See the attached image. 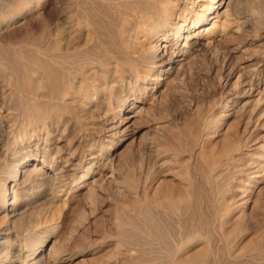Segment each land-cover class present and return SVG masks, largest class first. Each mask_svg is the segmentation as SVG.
Returning <instances> with one entry per match:
<instances>
[{"label": "rangeland", "instance_id": "rangeland-1", "mask_svg": "<svg viewBox=\"0 0 264 264\" xmlns=\"http://www.w3.org/2000/svg\"><path fill=\"white\" fill-rule=\"evenodd\" d=\"M232 1L223 29L179 46L178 25L204 0H170L166 52L152 56L162 40L152 35L134 45L155 61L141 79L116 80L111 62L95 67L86 91L71 72L74 97L51 99L35 126L21 82L35 78V97L49 101L55 82L39 89L46 75L31 73L30 51H73L86 30L75 1L0 0V188L11 182L7 205L23 210H4L0 195V239L37 219L67 241L58 264H264V174L253 177L264 168V0ZM28 158L38 172L26 180L18 167Z\"/></svg>", "mask_w": 264, "mask_h": 264}, {"label": "bare ground", "instance_id": "bare-ground-1", "mask_svg": "<svg viewBox=\"0 0 264 264\" xmlns=\"http://www.w3.org/2000/svg\"><path fill=\"white\" fill-rule=\"evenodd\" d=\"M34 1L35 0H29V2H34ZM72 1L73 2L75 1V5H77L78 7V10L76 12L77 14H75V16L77 17V19H75L77 30L78 31H82L83 29L86 30L87 39L85 43H83L84 45H81L83 47H81L79 44H78L79 46L76 44L75 47H73V49L75 48L73 51L72 50L69 51L65 49L64 52H59L56 54L53 50L50 51L53 53H50L46 50L44 52L43 50L41 54L40 53L41 50L35 48L33 51H30L31 54L29 53L30 54L29 56L31 57L30 60L34 63V66L31 63L33 68L30 69L34 70L31 71V73L37 71L39 72L40 70L46 75V77H44L45 79H41V81H38L40 82L39 89L41 90V88H46V86L49 85L46 79L48 78L50 80L51 76L53 79L50 80V82L52 81L51 83L49 82L50 85H52V83L55 82L52 86H50L52 87V94H50V96L51 95L53 96L49 98L50 101L48 100V98L45 99L43 97L42 98L44 100H41L42 99L40 98L41 96L39 97L40 99L38 97L37 98L35 97L36 95H38V90L37 93L35 92L36 94L33 93L35 91L33 89L34 85L38 86V83L35 84L36 83L35 78L34 80L32 78V80L21 82L22 87H20V89L21 88L24 89L23 90L24 93L25 92L26 93L30 92V94L33 93L34 95L33 97H35L34 99H31L33 98L31 96L32 94L31 95L29 94L26 95V93L23 94L26 96L25 97L26 99L30 98L31 100L29 103L30 105L29 108L30 110L32 109L33 112L32 111L31 112L33 114L32 113L31 114L34 116L30 117L29 122H31L35 126H39L40 121L46 118L45 116L46 115L48 116L49 112L51 113L50 110L52 109L51 108L53 105L52 102L54 100L57 101L58 99H60L62 100L61 102H63L62 104H67L68 102L66 103L65 96L70 95L71 97H74L73 92H77V91L73 89L74 87L72 88L71 81L76 79L75 77L76 73L82 75L81 84H85L84 88H86V91L89 90L87 89L88 81H89L88 79H90L88 77H91L92 73L94 74L95 67L101 68L106 71L108 68H110L111 62H113L112 65L113 67H115V71H113V73L110 72V74H112L111 76H113V78H115L116 80L117 78H119V80L126 79L127 76L129 77L132 76L135 78V80H139L142 78V75L145 72L144 67L154 66L155 61H152L153 59L152 60L150 59V61H146L145 59L138 58L134 50L135 43L137 41L139 42V39L141 37L142 39H144L149 35H152L153 38H157V37L162 38L161 41L159 39H156L153 45L154 49L152 52L153 54L152 56H157V57L159 56V52L161 50H163V52L165 53L166 52L165 47L170 45L168 42L171 39H168V36L166 35V30L168 29V26H170L171 24V17L168 13V11H170V8H172L170 7L171 4H169L170 0H158L159 1L158 4L154 2L155 0L154 1L153 0H72ZM200 10L201 11L195 13L193 12L194 14L192 13L193 15L191 16L188 15L184 16V18L182 19L183 24L180 23L178 25L177 30L174 33L175 34L174 37L176 40L175 43H177L179 46L181 45L187 46L195 36L200 37L201 34L202 37L205 35L207 36L209 35L208 38H211L213 34L218 33V30L223 29L231 15V12H233L232 11L233 1L204 0ZM69 19L70 18L67 19V23L69 22ZM71 22L72 21H70V25L69 23L67 24L68 27L69 26L72 27ZM70 31L71 29H68L66 33L69 34ZM75 38L76 37L72 39ZM210 42H212V40L208 39L207 43ZM49 48L52 49V47ZM181 54L184 53L182 52ZM40 68H42V70ZM88 69H92V70L89 71ZM71 72H76L73 73L74 75L73 80L70 78L72 77V74L70 76ZM54 77L56 78L54 79ZM255 77L259 78V74L258 75L256 74ZM56 79H59V81H56ZM154 79L155 77H150V80H154ZM157 79L158 78H156V80ZM22 80L23 79H21V81ZM43 80H45L46 83H44L45 81L43 82ZM80 86L81 85H79L78 87ZM262 95H260L259 97L262 98ZM27 96H29V98H27ZM51 99L54 100L52 101ZM115 120L116 119H114L113 121ZM117 126L118 125L116 123H113L108 127V130L111 132L110 136H114V130L116 129ZM30 156L33 157V155L31 154ZM262 156H263L262 160H264V153L262 154ZM29 158L24 161L20 160L21 162L18 167L20 173L22 172V178H25L26 180L31 179L34 174L36 176V172H38V169L36 168L37 165L35 164V162L30 164ZM35 160H39V158H36ZM42 162H45V160L43 159ZM53 162L55 163V160ZM33 164H35V166L30 168V166H32ZM261 167H263V164L261 165ZM48 168L53 169V165H50ZM258 170L259 172L254 174L253 177L262 176L264 174L263 172L264 168ZM12 176L14 177L12 181H16L18 178H21L18 177L17 171L14 172ZM55 177H53V181ZM253 181L256 182L257 180L255 179ZM243 184L247 185L248 183L244 182ZM242 192H243L242 196H249L252 192V189L246 187L242 189ZM0 195L2 201L6 200L5 206H3L4 210H11L13 211V213L17 211L15 214L23 212V210H15L16 206L14 205L11 206L12 208L9 205H7V203L10 200L12 201H10L9 204H14L15 202V197L13 198V194L11 191V182L5 180L3 187L0 188ZM245 199H243L240 203H238V205L246 203L248 199L246 200ZM5 214H7V212ZM35 221L28 220L27 222H23L19 230H17L15 233L16 234L15 237L16 238L19 237L15 240L11 239L12 237L9 236L10 235L9 231L3 233V234L8 233V235H5L7 239L6 238L3 240L0 239V264H6V263L9 264L13 260H18L19 264H25L29 259H33V260L28 264H58L62 260H65L70 257L68 256L69 254L67 250V241H65L66 239L64 240L58 238L57 237L58 235L56 236V234H54L57 232V231L55 232V230L54 232H52L51 235H48L46 230L41 229L43 226H45V224H43L45 222L39 220H37L38 222ZM16 240H18V242L20 243L18 244L19 245L18 248L15 243ZM45 245H46V249L44 251L42 250L41 252V248ZM35 253L36 256L35 257L32 256L35 255Z\"/></svg>", "mask_w": 264, "mask_h": 264}]
</instances>
